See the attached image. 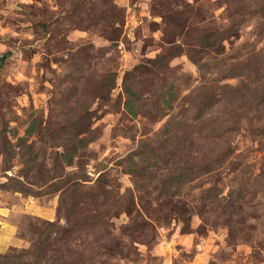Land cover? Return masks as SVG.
I'll return each instance as SVG.
<instances>
[{
    "label": "rangeland",
    "instance_id": "rangeland-1",
    "mask_svg": "<svg viewBox=\"0 0 264 264\" xmlns=\"http://www.w3.org/2000/svg\"><path fill=\"white\" fill-rule=\"evenodd\" d=\"M0 264H264V0H0Z\"/></svg>",
    "mask_w": 264,
    "mask_h": 264
},
{
    "label": "trees",
    "instance_id": "trees-1",
    "mask_svg": "<svg viewBox=\"0 0 264 264\" xmlns=\"http://www.w3.org/2000/svg\"><path fill=\"white\" fill-rule=\"evenodd\" d=\"M36 243H33V246H31L32 248H31V251H32V249H34L35 247H36Z\"/></svg>",
    "mask_w": 264,
    "mask_h": 264
}]
</instances>
